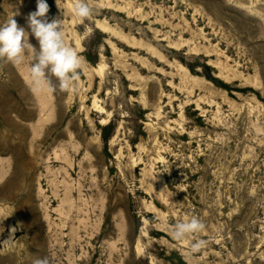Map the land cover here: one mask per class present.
<instances>
[{
	"label": "rangeland",
	"instance_id": "rangeland-1",
	"mask_svg": "<svg viewBox=\"0 0 264 264\" xmlns=\"http://www.w3.org/2000/svg\"><path fill=\"white\" fill-rule=\"evenodd\" d=\"M46 2L82 67L61 92L0 62V264H264V0Z\"/></svg>",
	"mask_w": 264,
	"mask_h": 264
},
{
	"label": "clouds",
	"instance_id": "clouds-1",
	"mask_svg": "<svg viewBox=\"0 0 264 264\" xmlns=\"http://www.w3.org/2000/svg\"><path fill=\"white\" fill-rule=\"evenodd\" d=\"M49 10L46 0H37L36 10L26 17L28 30L19 26L14 16L0 24V62L21 65L25 53H30L32 62L29 72L31 81L37 88L47 84L49 91L57 89L61 92L75 91L76 81L80 78L82 59L72 47L65 44L63 19L49 20ZM74 14L83 21L93 14V9L86 0H77ZM29 35L37 40L38 49L29 42ZM52 78H55V84L52 83ZM8 217L0 218V223ZM205 229L206 225L193 216L175 223L171 229V236L174 240L181 241L188 236L202 233ZM15 231L16 228L11 229V233ZM14 239L10 234L2 246L11 244ZM207 243L206 239L194 240L191 251L199 252ZM33 264H50V260L47 256L37 257Z\"/></svg>",
	"mask_w": 264,
	"mask_h": 264
},
{
	"label": "bare ground",
	"instance_id": "bare-ground-1",
	"mask_svg": "<svg viewBox=\"0 0 264 264\" xmlns=\"http://www.w3.org/2000/svg\"><path fill=\"white\" fill-rule=\"evenodd\" d=\"M97 27H99V28H101V29H103V30H107V28H108V26H107V23H105V22H103V21H99L98 23H97ZM99 67V66H98ZM101 68V67H100ZM99 68V69H100ZM101 70V69H100ZM102 71V70H101ZM98 72H100V71H98Z\"/></svg>",
	"mask_w": 264,
	"mask_h": 264
}]
</instances>
